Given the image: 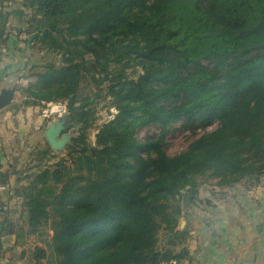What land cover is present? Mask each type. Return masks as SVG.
Instances as JSON below:
<instances>
[{
  "label": "trees",
  "instance_id": "16d2710c",
  "mask_svg": "<svg viewBox=\"0 0 264 264\" xmlns=\"http://www.w3.org/2000/svg\"><path fill=\"white\" fill-rule=\"evenodd\" d=\"M23 6L34 11L30 39L60 56L37 73L24 103L67 101V122L78 127L64 157L18 179L29 233L42 243L34 264H182V202L198 195L199 177L228 185L264 175V0ZM6 21L0 11V43ZM103 92L117 113L92 144ZM179 121L217 128L169 156L165 136ZM150 124L162 132L140 140ZM52 152L40 151L48 161Z\"/></svg>",
  "mask_w": 264,
  "mask_h": 264
},
{
  "label": "crops",
  "instance_id": "0c3cea01",
  "mask_svg": "<svg viewBox=\"0 0 264 264\" xmlns=\"http://www.w3.org/2000/svg\"><path fill=\"white\" fill-rule=\"evenodd\" d=\"M43 121L34 107L0 115V264H34L37 244L32 247L27 211L16 190L24 183L18 181L23 172L18 161L29 139L40 136ZM263 176L215 183L186 200L180 229L189 233V259L182 264H264Z\"/></svg>",
  "mask_w": 264,
  "mask_h": 264
},
{
  "label": "rangeland",
  "instance_id": "374dc122",
  "mask_svg": "<svg viewBox=\"0 0 264 264\" xmlns=\"http://www.w3.org/2000/svg\"><path fill=\"white\" fill-rule=\"evenodd\" d=\"M0 11L7 16L3 41L0 43V91L11 87L16 89L13 102L1 109L0 115H5L8 112H18L19 110L25 112L27 108L34 107L37 108V114L44 117L40 136L29 139L27 147L24 149L26 153L22 156V160L18 161L22 164L23 169L20 179L24 180L33 171L45 166L47 163L58 161L65 156L67 146L59 150L53 149L50 154V161L40 151L43 148H51L45 136V131L51 122H57L62 119L64 114H67V101H52V103L43 101L38 105H26L24 103L26 99H32L30 93L24 90L31 83L36 82L37 73L43 71L47 63L59 61L60 56L44 48L37 39H30V34L34 36L37 34L34 11L31 7L23 6V0H0ZM20 11L22 12L19 13ZM92 90L95 92L96 88L93 87ZM60 103L66 105L65 113L56 112L57 105ZM96 108V124L89 134V141L92 144H95L98 128L110 121L117 113L113 99L105 95V92L96 101ZM215 128H217V123L206 128L189 127L183 121L174 123L169 127V131L165 136V150L169 156H175L185 151L196 138L206 132L213 131ZM77 130V126L67 122L60 136H65L67 143H70L71 139L77 134ZM161 132V126L150 124L139 128L136 135L140 140L145 141L150 137H158ZM199 180L201 182L198 187V193H200L201 188L210 189L211 185L219 184V178L202 176L199 177ZM186 200L187 198L182 202L183 207ZM182 218L183 216L181 220ZM182 226H184V222ZM49 233L52 234V230H49ZM31 242L32 247L36 244L38 245L40 243L39 236L33 234Z\"/></svg>",
  "mask_w": 264,
  "mask_h": 264
},
{
  "label": "water",
  "instance_id": "95a60500",
  "mask_svg": "<svg viewBox=\"0 0 264 264\" xmlns=\"http://www.w3.org/2000/svg\"><path fill=\"white\" fill-rule=\"evenodd\" d=\"M16 89L14 87L2 89L0 91V110L9 106L15 98ZM67 123V115L64 114L61 120L57 122H51L45 131V136L52 149L59 150L67 146V138L60 136L65 129ZM183 222L180 223V228L183 227Z\"/></svg>",
  "mask_w": 264,
  "mask_h": 264
},
{
  "label": "built area",
  "instance_id": "2783aa9c",
  "mask_svg": "<svg viewBox=\"0 0 264 264\" xmlns=\"http://www.w3.org/2000/svg\"><path fill=\"white\" fill-rule=\"evenodd\" d=\"M50 103H52V102H50ZM56 112H59V113H63L64 112L65 113L66 112V105L61 104V103L58 104ZM154 264H179V262L177 260H175V259H172V260H167V261H161V262L154 263Z\"/></svg>",
  "mask_w": 264,
  "mask_h": 264
}]
</instances>
